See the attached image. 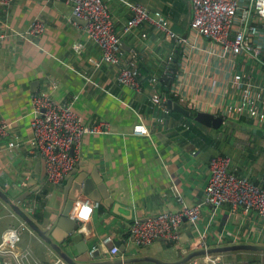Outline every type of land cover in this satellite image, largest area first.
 <instances>
[{"label": "crops", "instance_id": "crops-1", "mask_svg": "<svg viewBox=\"0 0 264 264\" xmlns=\"http://www.w3.org/2000/svg\"><path fill=\"white\" fill-rule=\"evenodd\" d=\"M105 1L121 38L123 55L135 54L139 89L120 83L118 66L100 60L99 45L86 36L85 21L73 13L70 2L11 0L0 4V119L9 123L8 135L0 138V261L20 264V254L26 250L32 254V264H49L57 257L29 230L14 243L2 242L7 228L29 225L8 207L3 194L13 199L31 191L16 203L37 226L51 229L59 217L60 186L47 181L43 160L32 149L31 99L41 91L59 101L71 100L84 123L103 126V131L83 136L81 156L74 166L83 175L94 172L100 177L110 199L107 203L99 198L87 224L75 219L78 229L73 233L79 232L82 245H86L85 251L76 255L79 261L90 258L88 251L94 245L101 250L99 259L150 255L174 260L192 250L196 231L185 221L179 226L178 241L157 239L146 246L128 240L130 225L137 218L177 210L172 185L178 187L187 204L200 203L209 178L208 163L215 154L230 156L231 168L264 185V133L253 132L264 131V120L244 115V124L233 129L228 123L213 128L193 117L197 111H206L227 120L241 118L223 113L228 104L238 101L233 80L241 73L248 75L255 89L261 88L259 104L264 112V17L251 8L249 22L257 28L249 36V44L257 48V55L249 49L237 55L222 54L217 42L190 27L191 0H131L159 9L178 39L167 38L152 24L135 26L124 34L121 24L130 14L128 7L123 0ZM239 3L230 35L241 28L248 0ZM36 18L43 20L45 30L30 38L20 36ZM75 44H80V49ZM171 68L178 71L173 78L167 75ZM154 93L161 96L162 105L152 101ZM168 98L188 108L191 115L168 109L164 104ZM140 126L148 133H138ZM85 227L86 232L81 230ZM198 228L205 229L208 247L264 244V218L256 210L244 212L229 203L202 205ZM106 236L121 240L125 251L118 249L111 255L101 242ZM65 248L75 255L73 243ZM219 255L218 264H264L262 251ZM195 259V264H214L204 255L184 264H194Z\"/></svg>", "mask_w": 264, "mask_h": 264}, {"label": "built area", "instance_id": "built-area-1", "mask_svg": "<svg viewBox=\"0 0 264 264\" xmlns=\"http://www.w3.org/2000/svg\"><path fill=\"white\" fill-rule=\"evenodd\" d=\"M11 0H0V4H7ZM72 4L73 13L85 21L84 30L86 36L94 40L101 49L103 62L118 66L117 79L120 83L140 88L139 68L135 54L123 55L121 38L117 33L109 6L105 0H65ZM130 14L121 24L124 34L133 27L145 24L155 25L167 38L178 39L176 33L170 28L166 16L159 10H151L138 1L123 0ZM192 17L190 27L200 35L210 37L217 42L220 52H228L237 55L249 49L254 55L258 54L257 48L249 44V36L256 32V25L249 22L252 14L251 8L264 17V0H248L241 17V28L230 35L237 12L241 7L239 0H191ZM45 24L42 19H34L28 29L20 36L30 38L42 33ZM142 33L141 36H145ZM80 49V44H75ZM168 57V61H171ZM92 63L97 61L90 58ZM174 68L168 70V77L177 76ZM233 84L238 91V101L228 104L224 109L225 115L248 116L258 120H264V112L260 108L259 100L261 88L255 89L246 73L234 77ZM31 118V142L32 149L36 150L45 167V177L48 182L60 185L64 177L75 166L81 156V141L85 134L103 131L101 123L86 124L78 113L72 108L71 100L59 101L49 93L41 91L32 95ZM152 101L162 105L163 99L158 93L152 95ZM163 121L162 118H158ZM157 119V120H158ZM9 123L0 119V138L8 135ZM144 129L140 131L139 129ZM138 133H148L145 127H138ZM10 145L13 143L10 142ZM230 156L218 153L213 155L208 163L209 178L204 188V195L200 203L189 205L182 193L175 185L171 186L174 199L179 204L175 211H161L144 219H134L130 225L128 240L140 246L151 244L157 239L178 241L180 237L179 226L181 222H187L196 231V236L191 249L207 248L205 229L198 228V220L202 205L220 206L224 203L231 204L233 209L241 208L244 212L256 210L264 218V185L252 180L248 175L231 168ZM97 207L98 200L90 198L78 199L74 203L72 216L77 203ZM24 230H34L27 224L11 226L2 236L15 232L16 238L9 239L8 243H14ZM111 237H104L103 245L110 242ZM5 244V243H4ZM96 249L94 245L89 251V256ZM185 250V249H183ZM111 255L118 252V247L113 245L108 250ZM207 261L214 264L220 262L219 253L204 254ZM32 254L29 250L20 254V264H32ZM196 259L194 260L195 264ZM0 264H11L9 260H1ZM49 264H67L57 256Z\"/></svg>", "mask_w": 264, "mask_h": 264}, {"label": "water", "instance_id": "water-1", "mask_svg": "<svg viewBox=\"0 0 264 264\" xmlns=\"http://www.w3.org/2000/svg\"><path fill=\"white\" fill-rule=\"evenodd\" d=\"M164 104L170 110L179 111L180 113L190 116L191 111L185 108L177 101L168 98ZM194 119L202 124L213 128H219L224 124L237 125L233 120L224 119L220 115H214L213 113L206 111H197L193 116ZM253 132H258L263 134V130L253 129ZM44 167V163H43ZM45 168V167H44ZM75 168V167H74ZM72 168L71 171L64 177L63 181L59 185V217L53 228L50 227H40L37 226L35 222L30 221L24 211L16 203L22 200L26 195L30 194L31 191H26V194L20 195L19 197H14L13 199L7 197V195H2L3 201L8 205V207L19 214L24 220H28L30 227L34 232L53 250L56 255L61 257L67 264H129L139 261H151L156 264H184L188 262L191 258L211 253H222L227 251H237V250H251V251H262L264 252V244L259 243H249V242H238L231 244H224L218 246H209L207 248L192 249L182 255L181 257L174 260H165L158 257L150 255L142 256H129V257H113L109 259H99L101 255V250L96 249L92 252L89 259L84 261H79L76 259L77 254H81L86 249V245H82L81 236L79 232L73 233L78 229V223L72 216V211L74 203L78 200L80 196L85 198H90L93 200H99L102 198L104 202H110L108 195L106 193L104 183L102 179L98 177L94 172H89L88 175H83L77 168ZM68 187L66 188V185ZM70 243L74 244L76 249L75 255L65 248ZM116 245L121 252L125 251V244L119 240L113 238L110 242L106 243L108 248Z\"/></svg>", "mask_w": 264, "mask_h": 264}, {"label": "clouds", "instance_id": "clouds-1", "mask_svg": "<svg viewBox=\"0 0 264 264\" xmlns=\"http://www.w3.org/2000/svg\"><path fill=\"white\" fill-rule=\"evenodd\" d=\"M264 14V13H262ZM140 131H144V129H139ZM94 209L90 206H88L87 204H81V203H77L76 208L74 210V219H79L80 221L85 222V224H87V222H90L91 218H92V214H93ZM82 231H87L86 227L81 229ZM12 238H16V234L15 232H12L10 234H6L4 237V243L7 244L9 242V239ZM0 247H2V245H0Z\"/></svg>", "mask_w": 264, "mask_h": 264}, {"label": "trees", "instance_id": "trees-1", "mask_svg": "<svg viewBox=\"0 0 264 264\" xmlns=\"http://www.w3.org/2000/svg\"><path fill=\"white\" fill-rule=\"evenodd\" d=\"M234 120L236 121L237 125H234L232 127L233 129L236 128L238 125L244 124V115H242L241 118H234Z\"/></svg>", "mask_w": 264, "mask_h": 264}]
</instances>
